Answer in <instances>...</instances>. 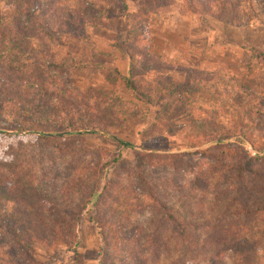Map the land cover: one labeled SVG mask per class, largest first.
<instances>
[{
  "label": "rangeland",
  "instance_id": "rangeland-1",
  "mask_svg": "<svg viewBox=\"0 0 264 264\" xmlns=\"http://www.w3.org/2000/svg\"><path fill=\"white\" fill-rule=\"evenodd\" d=\"M59 1L0 0V19L29 23L27 71L0 76V264H264V0H238L237 26L181 0L139 17L164 66L149 75L121 18L146 0ZM8 220L35 239L14 242Z\"/></svg>",
  "mask_w": 264,
  "mask_h": 264
},
{
  "label": "trees",
  "instance_id": "trees-1",
  "mask_svg": "<svg viewBox=\"0 0 264 264\" xmlns=\"http://www.w3.org/2000/svg\"><path fill=\"white\" fill-rule=\"evenodd\" d=\"M182 2H184V6H186L185 8H187V10H190V12H192L193 14L199 13V14H204V15H210V17L214 18V20L216 22H219L221 24L224 25H231V26H237L241 24V9H240V2L238 0H236V10L235 11H231L228 10V8H230L231 5V0H195L196 4L202 9L201 12H198V10L196 9V5L195 3H193L192 0H181ZM185 1L186 4H185ZM53 2L55 3V0H53ZM177 2V0H146V2L142 5H139V11L135 14H129L126 9H122V13H121V18H124L127 20V22L130 24V34H129V38L127 41V47L130 49L131 54L133 57L136 56V59H141V62L144 65V69H146V75H149L153 72L155 73H160V70L163 69L164 66H162L160 64V62H156V59L153 58L152 56H150V54L146 51H144L138 42V38H139V33H137L139 30L142 29V24H138V22H136V20L139 19V17H143V18H148L149 15L151 14H155V11H159L160 9L163 8H168L170 6H173L175 3ZM57 5L60 4V1L58 0V2L56 3ZM29 5V2H28ZM28 7V6H24ZM88 5H86V9H88ZM126 8V7H125ZM16 9H18V11L20 12V10H22L23 8H19V6H16ZM30 7L27 9L29 10ZM92 9V8H90ZM31 10V9H30ZM21 13V12H20ZM26 17L28 18V14L30 15L31 12L27 11L24 12ZM71 14L67 13L66 18H71ZM46 21V20H45ZM45 21H41L40 23H38L37 25L40 27V30L46 34V36L52 38L54 37V30L53 28H51L49 25H47L45 23ZM71 22V21H70ZM83 23V22H82ZM24 25V26H23ZM29 23L27 21V23H21V21L19 20L18 23L16 22L15 19L13 20H4V19H0V76L3 77L4 79H6L8 83H10L11 85L13 83H15V74H20L22 73L23 75L25 74V72L27 71V68L25 70H21L19 72H14L16 70H18V68H16L17 62L20 60V58L22 57V50L19 46V43L21 41V39H25L28 36V28L26 26H28ZM73 25V23H72ZM137 33V34H136ZM129 43V44H128ZM132 43V45L130 46V44ZM137 45V48H135L133 46V44ZM137 51V52H135ZM168 72L174 71V70H178L176 68H174V66H168L166 67ZM130 73V75H128L129 78H131V76L133 75V68L132 66L129 68L128 70ZM186 71V77H187V81L191 82V78H192V74H193V70L189 69V70H185ZM158 76H160V74H158ZM162 77V76H160ZM126 82L125 88H131V82L129 81L128 78L125 79ZM159 81H161V78H158ZM186 84V83H185ZM187 85V84H186ZM181 88L179 86H172L173 89L170 90V93H175L174 89L177 90V88ZM147 96V94H146ZM61 107V105H60ZM0 109H1V104H0ZM58 112L61 115H65L67 116V111H65V109L60 108V110H58ZM91 114L89 112H87L86 110L83 111L82 117L83 118H87L88 120H86V124L84 123L83 120H80L83 122V132L84 133H93V129H95V125L90 121L91 120ZM82 118V119H83ZM2 120H0V123ZM60 124L62 125V120L59 121ZM58 122V123H59ZM75 123V121H71L69 120L68 124H67V128L69 129V126L73 125ZM3 125V124H2ZM59 128V127H58ZM220 139H217V142H219ZM155 157V160L163 162L164 160H166L168 157L170 156H164V155H151ZM152 160V159H151ZM146 181V180H145ZM150 186L147 189L146 194H152V192L150 191ZM100 192H90L88 194V196H82L79 198L77 205L80 206L78 207L79 210L84 209L85 207L91 206V207H95L99 197H100ZM77 209V210H78ZM261 210H264V208H262ZM91 221L98 226V228L100 229V234L102 235V238H104V245L106 248H109L110 246V241H109V237L108 239L106 238L107 236L105 235L104 229L101 225H99V221H97L96 218H91ZM153 231H156L155 229L152 230V234ZM5 232L8 234V236L17 244H21V245H26L27 243H30L31 240L35 239V234L33 232H29L28 229H26L24 226H14V222L12 220H8L5 223ZM150 233V235H148L147 237H145L143 244L147 243V239L149 236H151V231L148 232ZM114 235V233L112 234ZM142 246L144 245H140V248H142ZM232 248V247H231ZM242 248L248 249L247 246H242ZM138 260L139 264H147L146 261L143 260V258H136Z\"/></svg>",
  "mask_w": 264,
  "mask_h": 264
},
{
  "label": "crops",
  "instance_id": "crops-1",
  "mask_svg": "<svg viewBox=\"0 0 264 264\" xmlns=\"http://www.w3.org/2000/svg\"><path fill=\"white\" fill-rule=\"evenodd\" d=\"M203 62L206 63V61L204 59L202 60V64H203ZM201 69L204 70V66L201 67Z\"/></svg>",
  "mask_w": 264,
  "mask_h": 264
}]
</instances>
